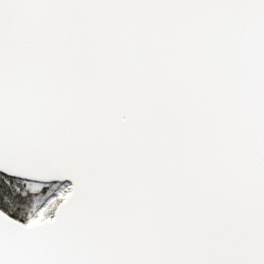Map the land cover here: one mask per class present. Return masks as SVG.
Segmentation results:
<instances>
[{
  "label": "snow or ice",
  "instance_id": "snow-or-ice-1",
  "mask_svg": "<svg viewBox=\"0 0 264 264\" xmlns=\"http://www.w3.org/2000/svg\"><path fill=\"white\" fill-rule=\"evenodd\" d=\"M0 264H264V0H0Z\"/></svg>",
  "mask_w": 264,
  "mask_h": 264
}]
</instances>
